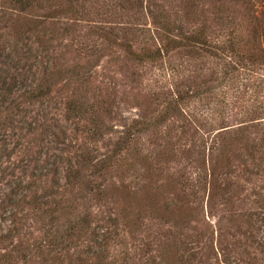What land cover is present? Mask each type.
<instances>
[{
  "label": "rangeland",
  "instance_id": "rangeland-1",
  "mask_svg": "<svg viewBox=\"0 0 264 264\" xmlns=\"http://www.w3.org/2000/svg\"><path fill=\"white\" fill-rule=\"evenodd\" d=\"M10 2L0 264H264V0Z\"/></svg>",
  "mask_w": 264,
  "mask_h": 264
},
{
  "label": "trees",
  "instance_id": "trees-1",
  "mask_svg": "<svg viewBox=\"0 0 264 264\" xmlns=\"http://www.w3.org/2000/svg\"><path fill=\"white\" fill-rule=\"evenodd\" d=\"M11 8L12 9H17L18 12L20 13H13V12H7L9 19L12 21H16V24L20 23H25L27 26H34V29H37L39 25V21L36 20V18L33 17V12L36 8H39L41 4L39 3V0H11ZM26 14L25 16H23ZM16 15L17 17H14ZM23 16V17H22ZM164 29H167L165 25H163ZM143 30V29H142ZM147 34L152 33L150 36L151 38H154L153 34L155 31H153L151 28L146 29ZM148 38V36H146ZM147 38H145L144 43L140 45L137 49H133L131 45H128L130 53H133L136 57L139 59H150V60H157L161 59L163 57V53H169L170 49H172V44L176 41L183 42L184 45H188L193 47V49H199L205 52H210L213 54L214 50L213 48L217 47L216 45H212L207 39L205 40H197L195 38H189L187 36H176V37H165L166 44L165 46H155L151 45L148 41ZM41 40H38V42ZM168 47V48H167ZM165 48H167L165 50ZM18 49V45L16 46V52ZM264 58V55L261 51L258 52V54H246V58L248 60L253 59V58ZM169 74V73H168ZM182 96H176L175 100L171 102L170 108L173 112L177 111L180 106H182ZM2 103V102H1ZM79 105H75L72 107V110H77L80 111ZM213 121H215V118H213ZM72 233L70 231L66 232L64 235H60L58 240H60V243H57L56 245L59 247L63 242H65L69 237H71Z\"/></svg>",
  "mask_w": 264,
  "mask_h": 264
}]
</instances>
